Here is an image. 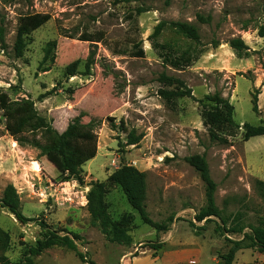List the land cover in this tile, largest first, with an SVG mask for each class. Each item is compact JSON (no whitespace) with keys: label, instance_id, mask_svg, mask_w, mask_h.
<instances>
[{"label":"rangeland","instance_id":"1","mask_svg":"<svg viewBox=\"0 0 264 264\" xmlns=\"http://www.w3.org/2000/svg\"><path fill=\"white\" fill-rule=\"evenodd\" d=\"M140 8L146 11L138 14ZM29 14L49 15L50 20L27 37L24 55L17 58L13 47L19 20ZM198 15L212 16V23L200 24ZM1 20L7 26V48L0 45V88L12 99L34 100L39 114L60 133L77 118L84 124L95 122L98 153L83 167L85 185L64 182L38 149L20 145L2 122L0 199L13 184L26 217L79 234V251L95 264H219L229 243L216 232L222 225L219 219L206 225L194 221L206 205L205 186L186 162L190 156L205 155L226 227L243 229V234L227 237L242 240L264 220V197L255 188L256 180L264 181V136L244 140L245 124H264V36L259 33L264 0H0ZM163 21L196 24L201 44L169 26L154 36ZM84 35L101 41H81ZM233 38L244 40L249 57L236 55L228 43ZM213 40L220 46L212 47ZM50 42H56L53 60L42 64ZM139 48L144 58L134 57ZM75 63L78 75L67 76ZM163 74L183 85L163 84ZM13 86L21 89L14 91ZM185 88L193 97L168 95ZM215 92L230 99L240 126L219 132L227 145L210 140L211 128L199 103ZM254 94L258 112L253 111ZM121 121L144 134L138 145H127ZM122 165L147 173V211L155 222L174 216L169 231L158 233L144 224L121 188L109 180ZM93 181L105 183L106 205L115 222L133 218L131 245L111 243L92 226L86 197ZM0 228L11 236L4 255L12 261L20 258L22 242L35 244L42 233L38 221L22 224L1 207ZM158 244L163 245L156 251ZM242 254L245 259L254 255L241 250L236 258L241 260ZM35 264L86 263L73 252L55 248Z\"/></svg>","mask_w":264,"mask_h":264},{"label":"trees","instance_id":"2","mask_svg":"<svg viewBox=\"0 0 264 264\" xmlns=\"http://www.w3.org/2000/svg\"><path fill=\"white\" fill-rule=\"evenodd\" d=\"M14 2L16 0H5ZM146 10L140 8L138 14ZM50 20L49 15L29 14L24 15L19 20L17 28L16 41L13 47L15 57L20 58L24 55L28 45L27 37L45 25ZM197 21L200 24L210 25L212 16L198 15ZM167 26L173 28L178 34L188 40L201 44V35L199 27L196 24L183 21L161 22L155 29L154 36H158ZM259 33L264 36V26L259 28ZM7 26L4 21H0V45L4 50L6 44ZM93 36H81L84 42H99ZM229 45L235 51L239 58L249 57V47L241 38L229 40ZM212 47L217 48L220 43L217 40L211 42ZM56 49V42H50L45 49L43 63L52 61V52ZM134 57L144 58L145 52L142 48L134 52ZM91 60L88 62V67ZM77 63L73 64L66 71L67 76H77ZM44 72L47 70H43ZM160 81L165 85L174 83H183L174 78L161 75ZM20 86H13L12 90H20ZM164 93V92H162ZM172 97H193L192 91L185 88L184 91H174L168 93ZM46 97V94L40 96V99ZM203 107L202 114L205 122L210 126V140L213 143L227 145L228 139L220 135V131L226 129H239L240 126L234 120V106L230 99L226 98L220 92L207 95L199 100ZM253 111L258 112V96L253 95ZM0 111L2 112L0 124L4 122L5 131L14 138L20 145H28L40 151L41 156L55 166L64 182L72 180L85 185L83 177V167L91 160L96 158L98 153V135L96 133V124L91 122L82 123L80 118L75 119L69 124L67 129L60 133L54 129L47 120L39 114L36 109L35 101L31 98L12 99L9 94L3 92L0 88ZM116 127V126H114ZM120 129L127 135V145H138L144 138V134L138 135L135 129L130 130L125 126L124 121L120 123ZM244 140L249 141L252 138L264 136V124L253 126L244 125ZM2 130L0 129V137ZM186 162L192 166L199 174L205 186L206 205L195 215L196 223L205 225L217 218L222 225L217 226L216 232L224 236L228 246V252L219 256V264H234L236 254L241 250L257 248L264 253V220H261L259 226L252 228L250 234H245L242 240H231L227 235L243 234V229L239 227H226V220L216 203L217 184L212 179L209 164L205 155H194L186 158ZM109 180L118 185L127 198L129 205L138 212L144 224L152 227L158 233L169 231L170 226L175 222V217L170 216L165 222H155L151 219L147 211L148 198V176L146 172L140 171L133 165H122L113 172ZM90 187L87 193V211L90 215L92 226L98 228L111 243L120 245H131L133 238L131 236L133 218H126L121 223L115 222L108 212L106 205V186L105 183L93 181L88 184ZM256 190L264 197V181H255ZM0 207L7 209L22 224H28L32 221H38L42 228L40 238L35 244L27 242L21 243V256L17 261H12L6 255L11 248V236L8 232L0 228V250L3 255L0 257V264H35L36 258L43 255L46 251L61 248L76 254L79 259L86 264H95L89 260L85 254L79 251L78 241L82 237L66 228L55 229L44 219L28 218L24 215L22 203L16 187L13 184L7 185L0 199ZM195 222L191 226L195 227ZM205 226L200 228L203 230ZM163 244L154 247L156 251L162 248Z\"/></svg>","mask_w":264,"mask_h":264},{"label":"crops","instance_id":"3","mask_svg":"<svg viewBox=\"0 0 264 264\" xmlns=\"http://www.w3.org/2000/svg\"><path fill=\"white\" fill-rule=\"evenodd\" d=\"M257 252H254V251ZM246 252H252L254 255H252L249 259L244 258V254H242V259L238 260V256L235 259V264L239 262V264H264V253L260 252L257 248L245 250Z\"/></svg>","mask_w":264,"mask_h":264}]
</instances>
